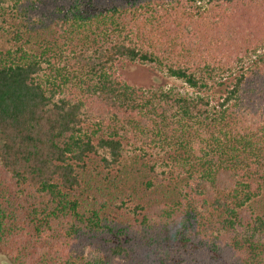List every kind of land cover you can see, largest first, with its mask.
<instances>
[{"label": "trees", "instance_id": "16d2710c", "mask_svg": "<svg viewBox=\"0 0 264 264\" xmlns=\"http://www.w3.org/2000/svg\"><path fill=\"white\" fill-rule=\"evenodd\" d=\"M25 3L0 0L11 264H264V0H65L42 34ZM134 62L196 95L130 86Z\"/></svg>", "mask_w": 264, "mask_h": 264}, {"label": "rangeland", "instance_id": "374dc122", "mask_svg": "<svg viewBox=\"0 0 264 264\" xmlns=\"http://www.w3.org/2000/svg\"><path fill=\"white\" fill-rule=\"evenodd\" d=\"M25 4H21L22 9L27 11L25 16V20L34 27V32L42 34V32L46 31L53 25L54 22V14L60 6L65 4V0H25ZM19 10V9H18ZM4 29L8 27V22L4 24L1 23ZM38 38V36H37ZM37 38H33L30 41L29 45L25 48L29 52L36 53V49L38 44L36 41ZM10 40V37H7ZM13 41L9 43L6 42V35L0 34V48L4 47V49H8L11 47ZM31 47L32 50L30 49ZM263 50H260L259 53H262ZM255 57L248 58L244 61L243 69L251 63ZM240 69H233L231 78L233 76L239 75ZM118 74L121 76L124 82L129 84L130 86H136L144 89H152V90H173L175 93H179L180 95H188L193 96L196 95V92L186 86L183 82L169 77L165 71H162L150 64H140V63H126L123 68L118 70ZM230 80V78H229ZM222 83L218 84V83ZM215 84H212V87L203 92L202 95L209 97L211 100L216 101L224 95V91L226 90L225 79L220 80ZM0 264H11L9 259L4 255L3 250H0Z\"/></svg>", "mask_w": 264, "mask_h": 264}]
</instances>
